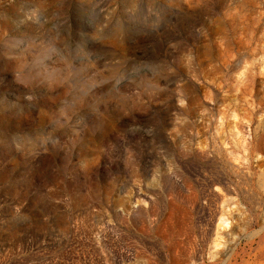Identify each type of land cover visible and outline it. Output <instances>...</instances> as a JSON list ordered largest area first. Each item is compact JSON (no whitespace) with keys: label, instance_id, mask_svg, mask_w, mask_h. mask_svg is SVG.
<instances>
[{"label":"rangeland","instance_id":"374dc122","mask_svg":"<svg viewBox=\"0 0 264 264\" xmlns=\"http://www.w3.org/2000/svg\"><path fill=\"white\" fill-rule=\"evenodd\" d=\"M0 264H264V0H0Z\"/></svg>","mask_w":264,"mask_h":264}]
</instances>
